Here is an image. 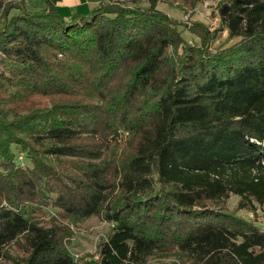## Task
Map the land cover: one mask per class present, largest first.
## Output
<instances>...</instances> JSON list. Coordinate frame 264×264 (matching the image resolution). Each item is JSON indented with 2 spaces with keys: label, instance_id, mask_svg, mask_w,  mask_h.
<instances>
[{
  "label": "trees",
  "instance_id": "1",
  "mask_svg": "<svg viewBox=\"0 0 264 264\" xmlns=\"http://www.w3.org/2000/svg\"><path fill=\"white\" fill-rule=\"evenodd\" d=\"M43 1L0 16V259L24 240L16 264H79L69 226L34 217L54 209L114 223L88 264L170 249L182 264H264V229L226 207L264 204V0H222L226 44L202 37L178 61L165 15ZM119 130L129 145L106 158Z\"/></svg>",
  "mask_w": 264,
  "mask_h": 264
},
{
  "label": "rangeland",
  "instance_id": "2",
  "mask_svg": "<svg viewBox=\"0 0 264 264\" xmlns=\"http://www.w3.org/2000/svg\"><path fill=\"white\" fill-rule=\"evenodd\" d=\"M53 1V0H52ZM57 2H65L68 9L83 11L88 10L80 5L75 7L70 6L69 0H54ZM101 2L108 4H117L124 7L139 8L142 11H149L159 13L167 16L169 19L179 24L177 34L181 37L183 46L176 50L174 53L175 59L184 57L185 51L188 46H194L203 38H212V46L226 44L229 33L228 30L222 25L219 14V6L222 0H88L90 8L98 6ZM26 3V8L29 10H39L45 6L43 0H1L0 2V16L12 7L22 6ZM80 4V3H78ZM65 14L64 8H61ZM68 11V10H67ZM15 11H13L14 13ZM210 34V35H208ZM214 39V40H213ZM45 103L49 98L44 99ZM128 131L119 130L114 134L110 144V149H105L106 158L118 157L128 147L129 139ZM108 146V145H106ZM18 152V160L22 166L27 167L28 161L20 151ZM120 159V157H118ZM31 165V163H30ZM118 191L115 190L112 196ZM240 197L231 195L226 202V207L247 220L253 221L260 228L264 229V204H257L254 210L240 209ZM60 213L54 209H46L35 213L37 220L44 226H50L53 223L51 219L57 218L61 223L69 226L71 236L68 238V250L72 257L79 264H88L90 261H98L100 246L107 241L108 236L112 232L114 223L108 222L102 216L94 215L89 218L69 221L64 217H60ZM72 220V219H71ZM69 221V222H68ZM60 223V224H61ZM12 243L5 248V256L0 259V264H16L23 257L26 256L25 247L20 243ZM180 253L175 249L157 251L154 255L150 256L145 264H182Z\"/></svg>",
  "mask_w": 264,
  "mask_h": 264
},
{
  "label": "crops",
  "instance_id": "3",
  "mask_svg": "<svg viewBox=\"0 0 264 264\" xmlns=\"http://www.w3.org/2000/svg\"><path fill=\"white\" fill-rule=\"evenodd\" d=\"M69 1H71V2L68 3L70 5L68 7H71V6L75 7L76 5H80V6H83L85 8L89 7L88 9H90V4L88 3V0H69ZM53 2L56 4V6H58L60 11H63L61 8H64V9L68 10V11L67 10L64 11L65 12L64 15H69L72 12L77 11V10H74V9H72V10L68 9L65 2H57L56 3L54 0H53ZM78 3H80V4H78ZM83 12H84V10H83Z\"/></svg>",
  "mask_w": 264,
  "mask_h": 264
}]
</instances>
